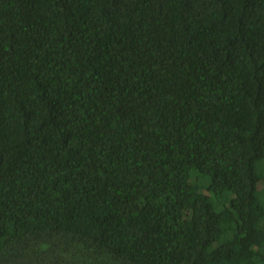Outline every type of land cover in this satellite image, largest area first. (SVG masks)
I'll return each instance as SVG.
<instances>
[{
	"label": "trees",
	"instance_id": "trees-1",
	"mask_svg": "<svg viewBox=\"0 0 264 264\" xmlns=\"http://www.w3.org/2000/svg\"><path fill=\"white\" fill-rule=\"evenodd\" d=\"M0 264H264V0H0Z\"/></svg>",
	"mask_w": 264,
	"mask_h": 264
}]
</instances>
